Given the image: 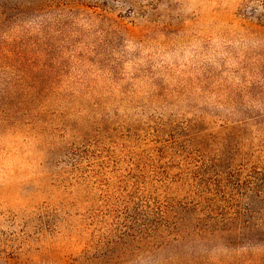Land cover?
Returning <instances> with one entry per match:
<instances>
[{
	"label": "rangeland",
	"instance_id": "374dc122",
	"mask_svg": "<svg viewBox=\"0 0 264 264\" xmlns=\"http://www.w3.org/2000/svg\"><path fill=\"white\" fill-rule=\"evenodd\" d=\"M207 259L264 264V0H0V264Z\"/></svg>",
	"mask_w": 264,
	"mask_h": 264
},
{
	"label": "trees",
	"instance_id": "16d2710c",
	"mask_svg": "<svg viewBox=\"0 0 264 264\" xmlns=\"http://www.w3.org/2000/svg\"><path fill=\"white\" fill-rule=\"evenodd\" d=\"M199 237L207 242L215 241L216 244H218L219 246H223L228 250H233V249L235 250L236 248L242 252H244L248 248L255 247L263 239L262 238L263 236H259L258 234H253V233L244 232L239 234H233L230 232H219V231L207 233V234H200ZM205 262L206 264H216V263H211L210 259L205 260ZM196 264H198V262H196Z\"/></svg>",
	"mask_w": 264,
	"mask_h": 264
}]
</instances>
